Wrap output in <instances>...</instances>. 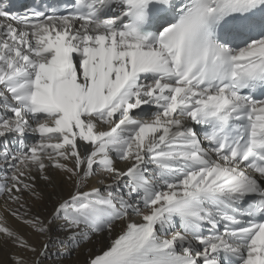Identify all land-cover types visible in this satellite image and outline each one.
Listing matches in <instances>:
<instances>
[{
  "label": "snow or ice",
  "instance_id": "obj_1",
  "mask_svg": "<svg viewBox=\"0 0 264 264\" xmlns=\"http://www.w3.org/2000/svg\"><path fill=\"white\" fill-rule=\"evenodd\" d=\"M12 7L0 138L38 143L0 147V264H43L54 225L109 237L85 264H264V0Z\"/></svg>",
  "mask_w": 264,
  "mask_h": 264
},
{
  "label": "bare ground",
  "instance_id": "obj_2",
  "mask_svg": "<svg viewBox=\"0 0 264 264\" xmlns=\"http://www.w3.org/2000/svg\"><path fill=\"white\" fill-rule=\"evenodd\" d=\"M35 143H38V138L31 134L25 138L23 146L18 142L15 135H10L7 138H0V147L6 145L13 152H19L22 148L29 147ZM10 171V167L0 164V175ZM38 183L45 193H52L53 191L60 190L59 187L56 189L50 187L44 188L45 182L42 180L38 181ZM93 183H95V181H93ZM117 191L127 193V188L121 186ZM6 206L4 198L0 197V214L6 215L9 223H14V218L4 213V208ZM11 207L14 208L15 205H11ZM48 207H51L50 203ZM49 242L51 251L43 258V264H85L90 254H102L103 251H106L111 240L106 234H102L93 239L91 243H87L85 246L78 249L75 248L70 241L65 239L64 229L54 225L50 233Z\"/></svg>",
  "mask_w": 264,
  "mask_h": 264
}]
</instances>
